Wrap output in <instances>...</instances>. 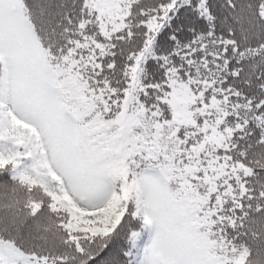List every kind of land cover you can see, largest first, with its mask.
Instances as JSON below:
<instances>
[{"label": "snow or ice", "instance_id": "snow-or-ice-1", "mask_svg": "<svg viewBox=\"0 0 264 264\" xmlns=\"http://www.w3.org/2000/svg\"><path fill=\"white\" fill-rule=\"evenodd\" d=\"M0 264H264V0H0Z\"/></svg>", "mask_w": 264, "mask_h": 264}]
</instances>
